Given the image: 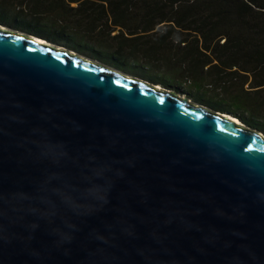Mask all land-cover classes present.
<instances>
[{"label":"water","instance_id":"1","mask_svg":"<svg viewBox=\"0 0 264 264\" xmlns=\"http://www.w3.org/2000/svg\"><path fill=\"white\" fill-rule=\"evenodd\" d=\"M232 118L0 24V264H264V133Z\"/></svg>","mask_w":264,"mask_h":264},{"label":"trees","instance_id":"2","mask_svg":"<svg viewBox=\"0 0 264 264\" xmlns=\"http://www.w3.org/2000/svg\"><path fill=\"white\" fill-rule=\"evenodd\" d=\"M0 24L264 133V0H0Z\"/></svg>","mask_w":264,"mask_h":264},{"label":"bare ground","instance_id":"3","mask_svg":"<svg viewBox=\"0 0 264 264\" xmlns=\"http://www.w3.org/2000/svg\"><path fill=\"white\" fill-rule=\"evenodd\" d=\"M5 31H8V30H5ZM40 43H43V44H45L46 42L44 41V40H38ZM159 89H161L160 87H158ZM229 119H230V117H228ZM232 120H234L237 124H239V125H243V122H241L240 120H238V119H233L232 118ZM244 128L245 129H248V127L247 126H244Z\"/></svg>","mask_w":264,"mask_h":264},{"label":"rangeland","instance_id":"4","mask_svg":"<svg viewBox=\"0 0 264 264\" xmlns=\"http://www.w3.org/2000/svg\"><path fill=\"white\" fill-rule=\"evenodd\" d=\"M182 95V94H181ZM183 96H185L186 97V95H183Z\"/></svg>","mask_w":264,"mask_h":264}]
</instances>
